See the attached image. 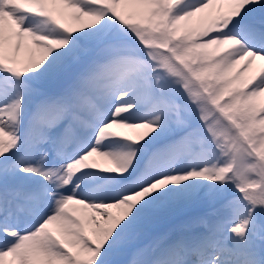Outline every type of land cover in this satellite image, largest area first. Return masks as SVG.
<instances>
[{"label":"snow or ice","instance_id":"6c2138e0","mask_svg":"<svg viewBox=\"0 0 264 264\" xmlns=\"http://www.w3.org/2000/svg\"><path fill=\"white\" fill-rule=\"evenodd\" d=\"M0 264H264V0H0Z\"/></svg>","mask_w":264,"mask_h":264}]
</instances>
